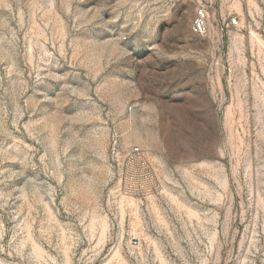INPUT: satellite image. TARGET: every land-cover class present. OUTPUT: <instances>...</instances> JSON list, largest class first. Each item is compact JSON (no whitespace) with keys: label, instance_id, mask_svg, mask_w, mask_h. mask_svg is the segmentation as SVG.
I'll list each match as a JSON object with an SVG mask.
<instances>
[{"label":"rangeland","instance_id":"obj_1","mask_svg":"<svg viewBox=\"0 0 264 264\" xmlns=\"http://www.w3.org/2000/svg\"><path fill=\"white\" fill-rule=\"evenodd\" d=\"M0 264H264V0H0Z\"/></svg>","mask_w":264,"mask_h":264},{"label":"built area","instance_id":"obj_2","mask_svg":"<svg viewBox=\"0 0 264 264\" xmlns=\"http://www.w3.org/2000/svg\"><path fill=\"white\" fill-rule=\"evenodd\" d=\"M208 22H209V13L208 11L201 7L196 11V16L191 26V31L195 36H206L208 34ZM237 22L233 21V25H236ZM118 145L117 138H113V146L116 147ZM130 159H134L135 157L141 156L140 150L138 148L133 149L130 154ZM129 192L131 194L139 193L141 190L139 189H130Z\"/></svg>","mask_w":264,"mask_h":264}]
</instances>
